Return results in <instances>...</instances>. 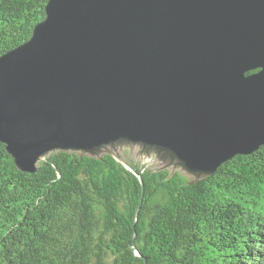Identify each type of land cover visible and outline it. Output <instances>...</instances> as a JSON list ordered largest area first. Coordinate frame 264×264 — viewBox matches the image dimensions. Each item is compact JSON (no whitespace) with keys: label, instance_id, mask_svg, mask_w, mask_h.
I'll use <instances>...</instances> for the list:
<instances>
[{"label":"water","instance_id":"95a60500","mask_svg":"<svg viewBox=\"0 0 264 264\" xmlns=\"http://www.w3.org/2000/svg\"><path fill=\"white\" fill-rule=\"evenodd\" d=\"M45 11L0 57V142L20 171L60 152L123 163L130 149L143 171L156 162L195 182L264 146V0H50Z\"/></svg>","mask_w":264,"mask_h":264},{"label":"trees","instance_id":"16d2710c","mask_svg":"<svg viewBox=\"0 0 264 264\" xmlns=\"http://www.w3.org/2000/svg\"><path fill=\"white\" fill-rule=\"evenodd\" d=\"M49 1L0 0V57ZM153 170L60 152L30 174L0 142V264H264V146L200 181Z\"/></svg>","mask_w":264,"mask_h":264},{"label":"rangeland","instance_id":"374dc122","mask_svg":"<svg viewBox=\"0 0 264 264\" xmlns=\"http://www.w3.org/2000/svg\"><path fill=\"white\" fill-rule=\"evenodd\" d=\"M123 152H124V155L126 157V160H125L123 155H121V159H122L123 163L124 164H127V163L135 164V159H132V160L130 159L131 150L130 149H126V150H123ZM144 164L145 163H143V165H142V160L141 161L137 160V164H135V165H137L139 168H143ZM156 166H158V163L155 162V163L151 164L148 168L156 169L155 168Z\"/></svg>","mask_w":264,"mask_h":264}]
</instances>
